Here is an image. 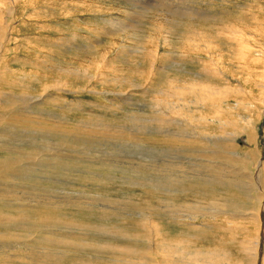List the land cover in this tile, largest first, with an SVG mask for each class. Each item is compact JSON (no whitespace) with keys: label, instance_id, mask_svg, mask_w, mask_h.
Returning <instances> with one entry per match:
<instances>
[{"label":"rangeland","instance_id":"374dc122","mask_svg":"<svg viewBox=\"0 0 264 264\" xmlns=\"http://www.w3.org/2000/svg\"><path fill=\"white\" fill-rule=\"evenodd\" d=\"M16 1L0 0L1 28L11 22L13 32L2 53L7 66L17 71L7 76L15 88H3L20 99V111L40 118L41 128L20 122V152L26 158L20 160L24 171L20 210L9 200L7 206L0 202V209L8 207L3 214L20 216V243L3 244L19 243L15 253L20 259L4 254L9 260L4 258L3 263H132L126 254H113L125 240L112 239L110 233L147 236L150 231L144 220L148 217L158 222L164 218L162 224L153 223L167 238L185 237L202 251L220 249L235 264L250 263L254 255L245 253H250L247 248L256 236L254 220L248 217L235 227L229 219L218 222L213 214L215 220L208 222L211 201L222 203L226 193L219 186H205L209 182L178 186L166 179L197 182L185 179V171L240 172L233 156L254 152L256 157L264 156V0ZM8 8L15 13L7 15ZM227 30H231L229 37ZM236 30L242 34L238 41L231 39ZM191 34L203 38L198 39L205 51L184 44ZM165 35L171 39L167 47ZM157 46L158 74L150 81L147 71ZM210 66L216 71L204 75ZM207 77L214 88L227 85L213 102L212 93L195 101L180 88L178 95L170 97L160 89L172 80L176 87L193 90L195 83H211ZM18 79L20 85L15 83ZM41 94L40 100L34 99ZM80 127L105 131L83 135ZM228 131L240 132L241 137L231 138ZM228 141L233 156L215 158L223 154ZM42 165L49 173L39 177L33 169ZM228 195L235 198L228 200L232 211L239 201H247L236 191ZM40 201L68 204L59 208ZM203 221L212 227L198 228ZM52 223L59 227L48 228ZM166 223L173 227L163 229ZM243 223L249 230L241 229ZM106 230L107 236L97 234ZM104 243L111 245L104 249ZM45 252L52 254L50 260L36 258ZM259 257V264H264V233Z\"/></svg>","mask_w":264,"mask_h":264},{"label":"bare ground","instance_id":"6f19581e","mask_svg":"<svg viewBox=\"0 0 264 264\" xmlns=\"http://www.w3.org/2000/svg\"><path fill=\"white\" fill-rule=\"evenodd\" d=\"M159 1L164 3V0L163 1L159 0ZM15 2H17V1L13 0L12 4H15ZM12 6H14V5H12ZM8 9H10V8H8ZM15 11L16 10L14 8L10 9L9 13L7 15H9V14L13 15L15 13ZM173 16H176L175 12L173 13ZM164 18H166V16H164ZM1 19L3 20V18H1ZM175 20H178V19H175ZM167 21L169 22V20H167ZM10 23H9V25H6L5 27L3 26V28H1L2 23L0 25V202L3 204V206H7L8 205L7 200H9L8 203L16 204V205H13V207L16 206L20 210V178H22V177H20V173L23 174V172H24V171H22L23 169L20 170V160L23 161L24 159H26L24 157L25 156L24 153L20 152V122H23V124H32V123L38 124L37 126L39 127V129L41 128L39 126L41 123L39 122L40 118H38V119L35 118L34 117L35 115L33 117H31L32 114L30 116V114H29L30 112H25L22 110L20 111V108H21L20 107V99H16V95H14L15 93H12L13 91L8 92L7 90H5L3 88V86L15 88V87H13L14 81L9 79L7 76H8V72L16 71V69H13V68L7 66L8 62L6 59H4L5 56L2 53V52H4V48H2V46L7 41V36H9V33L13 34ZM172 23L174 24V21ZM177 23H179V21ZM3 24H4V22H3ZM131 28H133V26ZM168 31H170V33H171V30H168ZM230 31L231 30L225 31L227 34L225 36L229 37ZM199 32H200V29H199ZM161 33H163V32H161ZM199 35H197L196 37H198ZM203 35H205V34H203ZM162 36H163V34H162ZM241 36H242V34L240 33V31L236 30V31L232 32L231 39L238 41ZM189 37L187 39V36H185V39H186V41L184 42L185 45L187 42V44L189 46H192L196 51H205V49L201 48L202 41L199 40L202 37L201 38L198 37L199 39L194 38L192 34ZM191 37H193V38H191ZM191 39H193V40H191ZM209 41H207V42H209ZM9 42H11V41H9ZM170 42H171V39H169V36L165 35L164 44H166V45L164 47H167V44ZM241 42H242V40H241ZM182 43H183V41H182ZM205 43H206V41H205ZM210 43H211V41H210ZM203 45H204V43H203ZM204 46L208 47V45H204ZM193 48H191V49H193ZM208 51H209V49H208ZM241 51L244 53L246 52L244 47L241 48ZM209 52H211V51H209ZM244 53H242V55ZM159 54H160V52H158V46H157V48H155V50H154V53L152 54L153 56L150 58V65H149L148 71H147V73H149V77L147 79H149L150 81H151V79H150L151 76L153 78L156 74H158L159 66L157 65V63H158L157 61H158V58L160 56ZM168 59H170V58H168ZM259 59L260 58H256L254 60H255V62H259ZM210 67L211 68H206V70L204 71V75L205 74H211L212 75L216 71V69L214 67L213 68H212V66H210ZM163 70L164 69H162V71ZM188 72L191 73L193 71H188ZM193 74H195V73H193ZM196 75H198V74H196ZM202 75H203V73H202ZM88 76L89 75H87V77ZM196 77H199V76H196ZM89 79H90V77H89ZM170 79H172V78H170ZM208 79H209V81L211 80L210 78H208ZM15 83L20 85V79L16 80ZM169 83L170 84L167 88H164V87L160 88L163 90L165 96L170 97V96L178 95L180 92V89H181L182 91L187 92L190 95H192V97L194 98L195 101L203 100V99H205V98H202L203 96H207L208 94L212 93L214 95L211 97V100H212L211 102H213V101L218 99L217 98L218 94L222 95L224 93V91H222V90L227 89V85H225V84H219L214 88V87H212L213 86L212 82H211L212 83L211 84V83H206L204 81L201 83H195L194 87L191 86L190 88H193V90H187L185 86L184 87H178V86L176 87L172 84L173 83L172 80H170ZM242 87H241V90H243ZM178 88H180V89H178ZM66 89L67 88H65V90ZM196 89H198V91H195ZM2 91L7 95H5ZM235 93L238 94L237 91ZM18 96H20V95H18ZM42 96L43 95L41 94V95H39L35 98L33 97V98L34 99L37 98V100H40L42 98ZM222 98L224 99V96H222ZM243 98H244L243 94L239 95L240 100H242ZM219 99H221V98H219ZM217 107H220L219 104L217 105ZM31 110H32V108H31ZM38 117H40V116H38ZM193 117H194V119L197 118L196 115H194ZM232 128H234V127H232ZM13 130H16V132H14ZM78 130L80 131V133H83V135H87L84 133H93L94 134V133H103L105 131L104 129H99V130L93 129L92 130V129L83 128V127L78 128ZM17 132H19V133H17ZM228 134H230L232 136L231 138H235V139L239 135H240L239 138L241 137L240 132H236V131H228ZM89 136L91 137V135H89ZM189 138H196V136H189ZM230 142L231 141H228V146L225 147V151L223 152V154H217L214 157L217 159L226 158L227 154L229 153L230 148H231ZM230 155L233 156L232 154H230ZM194 159H196V158H194ZM232 160L235 161V163L237 165H239L240 169L239 168L238 169L240 170V172L239 171L236 172L235 169H232V170L229 169V172L227 170V172L224 174L222 173L220 175L219 174L208 175V174H203V173H195V172H186L185 171V173H186V175H184L185 179L193 180V181L195 180L197 182H185L183 180H178V179L176 181H172L169 179H166V180L170 181V182H174L178 186L179 185L181 186L184 183L188 184V185L190 184L192 186H195V184H197L199 182H209L210 184L205 185V186H209V187L219 186L221 188L220 191L223 190L226 193V194H224V195H226V197L224 200H222L223 201L222 203H215V202L212 203V201H211L210 205L213 206L212 207L213 209H211L212 212L209 215L210 218L209 219L207 218L206 221L209 220L208 222H210V220H215V217L213 216V214H214L215 216H217L218 222L229 219L228 223L230 224V226L237 227L238 225H240V223H242V222L245 223V221L248 220V217L252 218V220H254V222H255L254 223V227H255L254 229H256V236H255V239L252 243V246L249 245L250 247L247 248V250H249L250 253L246 251L245 254L250 256V257H252L254 255L253 260L247 264H259V262L261 261L260 257H259L261 235H263V233H264V156H260V157L257 156L256 157L255 152H254V153H247L246 157H244L242 155L240 157L233 156ZM45 163L46 162H44V164ZM48 165H49V163H48ZM44 167H45V165H44ZM44 167H43V165H42V168H40V167L35 168L34 167L33 172H37L39 177H43L44 174L49 173V171H48L49 169H46V167L45 168ZM220 167L221 166H218L217 169L220 170L222 168V167L221 168ZM227 167H229V165H227ZM224 168H226V167H224ZM217 169H216V171H218ZM199 177H201V178H199ZM231 177H233V179H230ZM235 191L240 196L239 197L240 199H241V197H244V198H246L247 201L246 202L244 200H243V202L239 201L240 203H238L237 207L232 211L231 207L228 203V200L231 199L228 194L229 193L231 194L232 192H235ZM168 196H169V194H168ZM234 197L237 198V195H235ZM232 199L234 200L235 198H232ZM194 202H196V201H194ZM39 203H41L43 205L57 206L59 208H62V206L64 204H68V202H66V201H60V202L40 201ZM5 204H7V205H5ZM196 207H200V205L196 206ZM7 209H8V207L6 209H0V229H1L0 230V245H1L0 249L6 248L8 250V252H5V253L0 252V258L2 260V261H0V264H4L5 260H9V259H6L4 256L2 257V255H4V254H6L8 256V258H15L16 261H17V259H20L19 252L15 253V251L20 250L19 246H17L20 243V216L17 217V216H13L14 214L12 216H10V214L6 215V213L3 214L4 213L3 211H5ZM11 209H13V208H11ZM48 211L50 212V211H52V209H50V207H49ZM170 215H169V217H170ZM172 215L183 216L184 219L186 217L185 215L178 214L177 212L172 213ZM154 218L152 219L151 217H148L147 219L144 220L145 221L144 223H146L145 225H147V229L150 231V233L147 236H137L136 234L135 235L126 234V235H124V237H120L121 236L120 232H113L112 231V233H110L112 239L118 240L120 238H123L122 240H125V242L119 243L120 245H118V247H119L118 251L113 252V254L114 253L120 254V255L126 254L127 255L126 257H128L129 259H131L133 261L132 263H128V264H235L233 257L227 256L226 254H222L223 251L220 252V249H219V251L218 250L217 251H202V249L200 250L196 246L193 247L190 244L192 241L188 238L179 237V238L172 239V238L165 237L162 234L163 230L161 229L162 230V232H161L159 229L160 227H156L153 223V221H154V222L159 223V224L161 222V224H162L164 221V218L161 217L162 219L160 222L156 221ZM175 218H176V216H175ZM193 219H195V218L193 217ZM199 219H200V217H199ZM206 221L199 223L197 227L198 228H202V227L203 228L204 227L210 228V227H212ZM174 222H175V220H174ZM172 223H173V221H172ZM244 223H243V228H241V229L242 230H249ZM192 224H195V223L193 222ZM182 225H183V223H182ZM57 227H59V223H52L51 227H48V228H57ZM142 227H144V226H142ZM171 227H173V225L169 224V223H166V225L164 227L162 226L163 229H165V228L171 229ZM180 227H183V226L180 225ZM157 229H159V230H157ZM198 230L200 231V229H198ZM106 231L107 232L100 231V233H97V234L107 236V235H109V230H106ZM72 234H77V233L72 232ZM188 234H190V232H188ZM82 235L86 236L88 234H82ZM191 235L193 236V233ZM91 236H93V235H91ZM8 241L15 242V243L19 242V243L17 245H13L12 243H9L7 246L3 245L5 242H8ZM139 242H140L139 245H134V244H138ZM221 243H222V241H221ZM249 243H250V241H249ZM103 245H105L104 249H107L109 247V245H111V244L104 243ZM221 245H224V244H221ZM99 247H101V246H99ZM101 248H103V247H101ZM101 250H103V249H101ZM221 250H225V248H223ZM62 255H64V254L62 253ZM28 257H32V256L28 255ZM51 257H52L51 253L45 252L43 254L38 255V257H36V258L44 261V260H50ZM250 257L246 258V262L249 261ZM4 258H5V260H4ZM241 261L245 262L244 260H241ZM241 264H244V263H241Z\"/></svg>","mask_w":264,"mask_h":264}]
</instances>
